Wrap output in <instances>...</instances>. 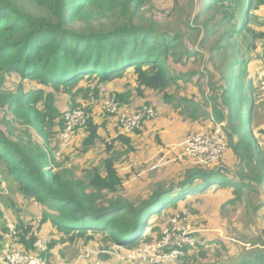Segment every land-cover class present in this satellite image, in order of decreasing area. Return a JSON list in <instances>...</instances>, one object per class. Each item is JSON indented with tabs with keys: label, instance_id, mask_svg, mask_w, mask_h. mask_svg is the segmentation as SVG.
<instances>
[{
	"label": "trees",
	"instance_id": "obj_1",
	"mask_svg": "<svg viewBox=\"0 0 264 264\" xmlns=\"http://www.w3.org/2000/svg\"><path fill=\"white\" fill-rule=\"evenodd\" d=\"M150 1L0 0V112L7 120L11 115L21 127L13 137L0 126V190L5 183V170L24 199L53 212L43 214L41 225L51 223L56 236H63L64 240H54L40 253L48 264L55 244L74 237L100 238L106 245L127 248L150 242L156 232L151 217H163L187 196L214 187L233 189L236 198L230 205L239 201L244 191L255 194L256 186L264 193V155L257 135H253L256 127L257 133L264 136V100L259 97V104L256 101L258 71L264 65V32L259 27L264 25L259 22L264 0H198L199 18L203 21L197 20L189 29L194 35L202 32L203 43L212 37L210 52L225 54L221 66L225 84L213 87L210 97L202 92L201 100L170 94L169 90L177 87L185 75L173 74L169 61L180 63L200 51H191L185 42L181 44L178 31L164 30L154 21L142 24L141 19L137 20ZM108 15L112 19H108L109 27L92 23ZM251 65L255 78L248 71ZM130 74L135 77L139 98L147 92L163 95L165 104L180 108L193 121L203 118L202 123L208 120L221 126L228 149L247 173L236 174L238 182L226 177L230 172L223 162L226 151L215 163L197 164L198 167L185 171V178L179 183L157 185L151 197L135 204L120 196L123 179L113 155L104 160L101 171L95 169L83 180L66 170L56 172L52 165L58 163L53 153L60 149L65 114L82 108L79 100H99L103 85ZM251 90L255 93L254 104ZM126 98L117 95L120 102ZM120 104L119 111L134 110ZM144 106L152 105L146 102L135 109ZM87 111L82 154L94 148L102 137L100 125ZM252 123L255 127L251 130L248 127ZM144 126L135 134L141 133ZM32 128L38 130L43 144L34 138L29 130ZM117 143L127 147L132 140L124 136L112 140L106 147L109 154ZM262 207L264 201L254 212ZM24 227L18 223L23 234L18 235L17 242L34 253L38 235L31 227ZM5 231L6 227L0 231V254ZM162 236L163 232L159 237ZM218 249H213L217 260L207 263L208 256H212L211 243H197L175 264H187L196 256L201 261L194 258L193 264H264L259 243L231 255L222 246ZM190 252L196 255L190 256Z\"/></svg>",
	"mask_w": 264,
	"mask_h": 264
},
{
	"label": "rangeland",
	"instance_id": "obj_2",
	"mask_svg": "<svg viewBox=\"0 0 264 264\" xmlns=\"http://www.w3.org/2000/svg\"><path fill=\"white\" fill-rule=\"evenodd\" d=\"M260 12L261 10L259 11V17L261 20L259 22L264 23V20L260 16ZM241 15L242 12H240V16ZM108 19H110L109 15L104 19H95L92 21V23L96 27H100V25H106L109 27L111 24L110 20L112 19ZM137 20L143 22L142 24H148L149 21H154L160 24V27L164 30H169L172 32L178 31L182 36L180 40L181 44L185 42V45L191 51H200L193 54L190 59H185L180 63H172V60L169 61L168 64L170 65V70L173 74L185 75V78L179 81L177 87H173V89L169 90L170 94L178 93L181 96H187L189 98L195 97L196 100H201L202 92H205L208 97H210L213 87L216 88L223 84L221 80V66L225 59L224 52H210L212 46V37H209L203 43V33L198 32L194 35V32H191L189 29V27L191 28L192 26H195L197 20L200 22L203 21L202 18H199L198 0H151L150 3L142 10L140 17L137 18ZM78 24L83 25L82 22H79ZM259 27L261 31L264 32V25ZM262 51V49H259V52L262 53ZM250 60L251 59H249V61ZM257 63L259 65L261 64L258 61ZM248 71L253 75L252 65L248 67ZM253 77L255 78L256 76L253 75ZM135 85V77L130 74L122 80L103 85L101 98L99 100L92 98L91 100L78 101L80 103V107L82 106V108L78 110L85 111L87 120L89 118V113L87 110H89L92 117L94 116L93 118L95 121L97 118L96 111L104 114H101L102 117H98V122L96 121V123L100 125V134L102 136L94 146V148L98 150L95 151L88 160H85L87 165L84 166L86 162L81 161L82 158L80 157V152L82 153V146L80 147L79 145H83L85 135H81L80 140H78L76 144L73 143L74 145L72 146V150L68 151L67 153L64 151L62 159L60 158V160H58L56 158L59 148L53 153L58 163V165H52L56 172L60 170H66L69 171L73 177L83 180L87 173L89 175V173L95 169H99L100 171L102 170V162H104V160L108 157L106 147L107 145L111 144L113 132H116L117 130V128L112 130L110 125L116 126V121L118 123L116 116L109 112V101L111 100L112 96H115L119 103H122L128 108L135 109L140 107L136 104V101H133V97L131 95V93H137ZM192 87L195 89L197 95L189 93V89ZM256 87L259 94L256 97V101L258 100L259 104V97L264 100V65L261 66L258 71ZM250 92L251 101L254 104L255 93L253 90ZM118 94L125 95L127 98L123 102H120L117 99ZM136 96L138 97L137 94ZM153 96V101L159 99L161 104V96L163 95L159 96L157 94H153ZM62 99L64 100V98ZM262 104L264 107V102ZM61 107H65V104H62ZM172 108L173 107L171 106L166 108L167 116L171 117L172 119H181L184 123L185 131L188 130V128L192 129V125H195L194 123H196V121H193V118L188 117L185 113L183 114L180 108H174L179 109L177 112ZM160 110L162 113L164 112L163 108L161 107ZM169 110L170 112L174 113V117L168 113ZM245 113H248L247 109L245 110ZM8 117V120L5 119L4 112L1 110L0 126L3 130H8L10 135L14 137L16 135L17 129H20L21 127L12 121L13 117L11 115H8ZM201 121L203 122L204 120ZM11 127L13 128L12 130ZM254 127L255 125L252 123L248 128L252 130ZM255 128L253 130L254 137L258 134ZM29 130L34 135V138L39 143L43 144L41 139L37 137L38 130L33 128ZM85 131L86 130H83L84 134ZM134 134L135 133L130 135ZM142 134L143 132L138 133L137 135L141 136ZM130 135L124 137L128 138ZM191 135L182 136V138L179 140L173 138L174 142L167 141L166 145L162 144L164 147L162 152H158L155 158H151L146 161V167H151L153 163L159 164L158 168L160 169L159 171L157 170L159 178L155 181L171 184L179 183L185 178L186 173L184 172L186 170H190L199 166L197 165V161L190 155V146L188 140ZM120 136L123 135L119 133L118 137ZM153 138H156V135H153L152 138H148L146 136L140 137V144L133 145L132 143L131 146L124 148L119 146L113 152V157L115 159L119 158L120 161H123L128 166H133V168H135V165L141 167L138 165L140 162L131 160L128 154L136 155L139 158L151 156L152 152L147 154V152L144 151V147L147 146V140ZM255 138L258 139L257 137ZM262 140L264 144V138H262ZM260 149L262 151V155H264V146L260 147ZM176 150H178V153H176ZM180 155L183 156L181 157ZM230 155L231 149L229 148L228 152L223 156L225 167L228 170H231L233 173L239 175L247 173L243 166H241L242 168L240 165L238 166L239 161L237 159H230ZM62 166L66 167L64 168ZM143 173H147L146 168L144 169ZM180 174H183L181 180H171L173 176ZM131 178L128 180L125 178L126 183H123V187L121 188V198H124L131 203L138 204L140 199H145L153 195L156 188L151 189L148 187L147 180L146 182L144 181L145 176L142 175L138 177V175H134ZM2 179L5 182L8 181L9 184H16L14 179L11 178L5 170L2 171ZM161 184L163 183H157V185ZM15 188L16 185L15 187L11 185L9 190L10 194L4 195V197L0 199V209L2 208V213L0 212V231L6 227L4 236L8 233L9 223H12L15 226L16 230L18 231V235L21 236L23 232L17 228V225L18 223H23L26 230L28 227L34 229L38 235V241H49V245L53 243L54 240L58 242L64 240L63 236L59 238L50 228L46 227V225H41L43 214L46 212L53 213L50 211L49 207H44L40 204L37 207L32 206L29 203L30 201L23 199ZM256 188L257 192L255 194H250L249 191H244L242 193L241 199L236 203H232V205L228 203L232 200H235V192H228L227 190H223L221 188L211 195L202 196L200 198V203H195V213L188 211L192 206H189L186 208L188 210L184 211L181 205V210L178 209L173 215L170 216V218H166L165 216L151 217L150 223L154 226L157 233L155 232L151 236L150 242L141 243L138 246H133L131 248H120L119 245L112 244L106 245L100 238L86 239L87 237H74L64 243H60L59 245L55 244L54 250H52L50 253L51 256H54V259L51 257L53 261L50 260V264H93L98 262V259L104 256L107 258L105 259L104 264H144L129 261L126 258L127 254L130 251H134L138 247H141L139 249H142L155 246L168 230L174 231L175 236L191 234L196 239V245L197 243L203 244L204 242L211 243L212 256H208L209 261L207 263L217 260V251L215 253V251L213 252V249L219 248L218 250H220L221 246L224 247V249L231 255L235 254L241 249L244 250L245 248H250L252 244L259 243V246L262 247L264 252V209L262 207L258 213L254 212L255 207H259V205L264 201V193L259 187L256 186ZM191 203H194V201ZM33 216H36L35 219L32 218ZM7 218L10 220L13 218V222H6ZM174 223L179 224L178 230H173ZM145 232L147 233L146 230ZM145 232L143 231V234H145ZM162 232L163 236L160 238L159 236ZM4 236L2 244L4 241ZM143 237H145V235H143ZM16 243L21 248H23L20 243ZM193 255H196V253H191L190 256ZM225 255L226 253L223 254V256ZM194 258L197 259V262L201 261L200 258L196 256L193 257L191 262L188 261L189 263L187 264H193ZM178 264L185 263L179 262Z\"/></svg>",
	"mask_w": 264,
	"mask_h": 264
},
{
	"label": "built area",
	"instance_id": "obj_3",
	"mask_svg": "<svg viewBox=\"0 0 264 264\" xmlns=\"http://www.w3.org/2000/svg\"><path fill=\"white\" fill-rule=\"evenodd\" d=\"M115 96L109 101V112L118 120L120 134L127 136L142 129L144 124L155 119L158 111L153 106H144L140 110L121 109ZM65 129L60 136V149L56 158L62 159L64 149L75 139L79 131L87 124V115L83 110L69 111L64 116ZM213 122V121H212ZM189 137L190 155L198 164L210 165L217 162L228 150V141L221 126H214V122ZM177 219V218H176ZM173 230H178L179 224L174 223ZM18 231L12 223L8 224V233L4 236L3 248L0 254V264H48L40 253L47 250L48 241H37L36 251L29 252L21 248L16 242ZM196 246V239L191 234L175 236L174 231L165 232L155 246L136 248L130 251L126 258L132 262H146L148 264H175L187 254V250Z\"/></svg>",
	"mask_w": 264,
	"mask_h": 264
},
{
	"label": "crops",
	"instance_id": "obj_4",
	"mask_svg": "<svg viewBox=\"0 0 264 264\" xmlns=\"http://www.w3.org/2000/svg\"><path fill=\"white\" fill-rule=\"evenodd\" d=\"M260 16L264 20V9L260 12ZM188 82H191V81H188ZM135 87H136V85H135ZM189 93L194 94V95H197V93H196V91H195V89L193 87L189 89ZM153 94H156V93L147 92V94H145V96L143 98H139V97L136 96V93L135 92L134 93H131V95L133 97V101H136V104L138 106H142L146 102L147 103H150L151 105L156 106L157 110L159 111V114H158L157 118H155V119H153V120H151V121H149V122H147L145 124L144 129L142 131L143 134L141 136L140 135H137V134L128 136V138H130L132 140L133 145H135V144H140L139 143L140 137L146 136L148 138H152L153 135H156V138L147 140V146L144 147V149H145L144 151L147 152V154H149V153L152 152V155L149 156V157H145V158H139L136 155L128 154V156H129V158L131 160L139 161L140 162V164H138V165H140L141 167H138L137 165H135L134 166L135 168H133V166L126 165L123 161H120L119 158H116L115 159V161L117 163L116 164V170H117L119 176H121V178L123 179V183H126L125 178L128 180V179H130L134 175H138V177H140V176L143 175V176H145L144 181L146 182V180H147L148 187L151 188V189L156 188L157 183H163V182H157V181H155V180H157L159 178V174H158V171L160 169V168H158L159 167V164L153 163L151 167H148V166L146 167V161L149 160V159H151V158H155V156L158 154V152H162L163 149H164V147L162 146V144L166 145V142L167 141H173V138H176L177 140H179V139L182 138V136H185V135L186 136H189V135L193 134L194 132L195 133H198L199 131L207 128L210 125V122L208 120L206 122H204V123H201L202 122L201 120H203V118H199V120L196 121V123H194L195 125H192L193 126L192 129H190V128L187 127L188 130L185 131L184 123H183V121L181 119H175V118L172 119L171 117L167 116V112H166L167 109L166 108H168V106H170V105L169 104H165L163 102L162 98H161V104L159 102V99H157L156 101H153L154 100ZM107 96H108V93H107ZM160 107L163 108V110H164L163 113L161 112ZM171 107H173V106H171ZM172 109H174V107ZM178 110L179 109H174V111H176V112ZM168 113L172 117H174V113L173 112H170V110H169ZM101 114L102 113L96 111V115H97L96 121L97 122H98V117H102ZM94 115H95V113H94ZM102 115H104V114H102ZM110 127H111L112 130H114V129L117 128L116 132H113V136H112L113 138H111L112 140H115L118 137V134L120 133V131H119V123H117V121H116V126L115 125H110ZM118 131H119V133H118ZM100 132H101V128H100ZM81 135H85L84 132H83V130L79 131V133L75 137V139L64 149L65 153H67L68 151H70V150L73 149L72 146L74 144H76L78 140H80V136ZM157 135H158V137H157ZM39 136H40L39 133H37V137L39 139H41ZM257 138H258V141L260 142V145L261 146H264L263 140H262V138H264V136L257 134ZM41 141L43 143V140L42 139H41ZM79 146L81 147L82 144H80ZM115 146L116 147L112 150L113 152L119 146L123 147L122 145H120L118 143ZM97 150L98 149H96V148H92V149H89L85 154H82L80 152V154H81L80 157L82 158L81 161L88 160L92 156V154L95 151H97ZM113 152L111 154L108 153V157L109 156H112L113 155ZM227 152H228V150H227ZM176 153H178V150H176ZM180 156L182 157L183 155H180ZM232 158H233V156H232V151H231L230 159H232ZM86 165H87V162L84 164V166H86ZM62 167L65 168L66 166H62ZM145 168L147 169V173L146 174L143 173V171H144ZM187 171L188 170H186V172ZM186 172H184V173H186ZM182 176H183V174L182 175L181 174L180 175H175V176H173L171 178V180L172 179H176V181H179V180H181ZM226 177H228L229 179H231L232 181H235V182H238L239 181V178H237L236 173H233L231 170H230L228 176H226ZM10 183H12V182H10ZM11 185H13V187H15L13 183L12 184H9L8 181H6L5 183L2 184L3 190H0V199H2L4 197V195H9L10 194V191L9 190H10V186ZM221 188L222 187H216V188L209 189L208 191H206L204 193H196V194L187 196V199L186 200L178 202L173 207V208H175L174 210H173V208H172V210L169 209L168 214L165 215V217L166 218H170V216L173 215L174 212H176L178 209L181 208V205H182V208L184 209V211L188 210L186 208H188L189 206H192L188 211L195 213V210H194L195 203H200V198L202 196L211 195L212 193L217 192ZM222 189L223 190H227L228 192H233V189H224V188H222ZM232 195H233V193H232ZM193 201H194V203H191ZM29 203L32 206H36V207L39 205V204H37V203H35L33 201H30ZM0 212L2 213V208L0 209ZM43 213H44V210H43ZM35 217L36 216H33L32 218L35 219ZM12 220H13V218H12ZM12 220H10L9 218H7L6 222H13ZM4 225H5V222H4ZM44 225H46V227L50 228L53 231V233H55L54 227L52 226L51 223H47V224H44ZM3 236H4V234H3ZM120 248H123V247H120ZM52 258L54 259V256H52ZM105 259H107L106 256H104L102 258H99L98 259V262H95L93 264H104ZM51 261H53V260L51 259ZM136 263H140V262H136ZM141 263L148 264L146 262H141ZM62 264H64V263H62Z\"/></svg>",
	"mask_w": 264,
	"mask_h": 264
},
{
	"label": "water",
	"instance_id": "obj_5",
	"mask_svg": "<svg viewBox=\"0 0 264 264\" xmlns=\"http://www.w3.org/2000/svg\"><path fill=\"white\" fill-rule=\"evenodd\" d=\"M145 229V228H144Z\"/></svg>",
	"mask_w": 264,
	"mask_h": 264
}]
</instances>
